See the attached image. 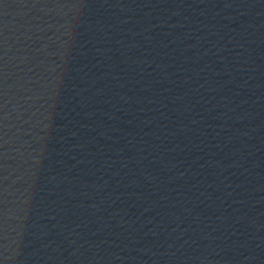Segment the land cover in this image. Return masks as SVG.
Returning a JSON list of instances; mask_svg holds the SVG:
<instances>
[{
    "label": "water",
    "instance_id": "95a60500",
    "mask_svg": "<svg viewBox=\"0 0 264 264\" xmlns=\"http://www.w3.org/2000/svg\"><path fill=\"white\" fill-rule=\"evenodd\" d=\"M0 264H264V0H0Z\"/></svg>",
    "mask_w": 264,
    "mask_h": 264
}]
</instances>
